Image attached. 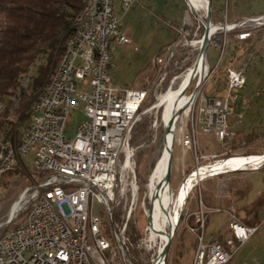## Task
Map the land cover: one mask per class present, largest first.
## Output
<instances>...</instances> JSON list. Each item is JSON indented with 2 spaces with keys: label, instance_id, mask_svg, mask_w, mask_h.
<instances>
[{
  "label": "built area",
  "instance_id": "built-area-1",
  "mask_svg": "<svg viewBox=\"0 0 264 264\" xmlns=\"http://www.w3.org/2000/svg\"><path fill=\"white\" fill-rule=\"evenodd\" d=\"M140 2L121 0V14L126 16ZM185 3V32L192 30L193 21L198 23L197 30L202 27L206 30L207 25L215 29L209 39V45L214 43L220 51L215 70L224 62L231 38L238 44H248L264 31V13L234 21H229L226 14L224 22L214 23L211 0H185ZM113 4L114 0H101L87 7L89 24L70 48L68 67L63 69L48 99L28 118L20 147H13L12 141L8 160L0 163V201L5 175L17 166L26 169L23 158L31 151L35 153L34 171L42 176L23 191L6 219L0 221V264H117L119 260L134 264L129 257L126 232L138 196L136 179L122 227L114 222V207L126 191L123 172L127 170L135 176L132 131L140 119L147 92L112 86L110 44L132 45ZM157 61L163 62L161 58ZM225 71L222 94L202 95L193 103L192 127L182 135L181 146L183 150L193 149L201 133L215 135L227 147L226 152L208 166H200V157L196 156V169L181 187L203 167L212 170L222 165L215 176L264 168V153L247 154L242 147L228 148L239 138L251 100H242L238 94L247 85L245 66L228 65ZM78 104L82 106L84 119L74 139H69L70 111ZM95 201L100 203L102 216L94 213ZM28 206L25 221L11 227ZM221 213L222 209H208L201 203L194 214L195 224L187 223L196 241L192 264H230L258 232V227H249L228 213V236L222 241H206L208 218ZM106 225L111 227L110 235ZM147 242L150 249L156 247L150 236ZM168 243L162 252L158 245V254L151 264H166L164 251Z\"/></svg>",
  "mask_w": 264,
  "mask_h": 264
},
{
  "label": "rangeland",
  "instance_id": "rangeland-1",
  "mask_svg": "<svg viewBox=\"0 0 264 264\" xmlns=\"http://www.w3.org/2000/svg\"><path fill=\"white\" fill-rule=\"evenodd\" d=\"M120 5L121 0H114L115 12L122 17L123 30L129 34L132 45L118 46L114 42L110 44L109 73L112 77V86L116 89L144 90L147 92V98L140 119L132 131L131 148L135 176L127 170L123 172L126 191L114 207V220H116L115 215L119 214L122 223L114 222L122 227L126 221L132 199L131 188L136 179L138 196L126 232L130 249L129 257L134 264H151L158 254V245L160 244L161 249L173 230L166 216L162 212L158 213L151 204L154 191L167 178L168 173L164 171L163 165L167 141V135L165 136L167 109L176 99L190 70L198 62L197 58L204 46L201 40L205 30L203 27L197 30L198 23L193 21V32L192 30L185 32L183 28L187 15L185 0H142L126 16L121 14ZM262 13H264V0H214L212 17L214 23H222L226 14L229 21H234ZM219 53L218 47L211 43L206 52L207 76L195 99L202 95L222 94V85L226 79L225 69L228 65L234 67L244 65L247 85L245 89L238 91V94L242 100H251V107L246 112L244 123L239 129V138L228 148L238 150L242 147L244 149L242 151H246L247 154H262L264 153V31L259 32L248 44H238L231 38L224 62L215 70ZM233 55L234 59H232ZM157 58H161L163 62L158 63ZM198 78L200 76L196 74L195 79ZM197 85V82L193 83L188 91L189 95L194 93ZM42 89L38 94H41ZM182 95L185 96V90ZM182 95L177 98L176 103L179 111L185 107ZM192 105L187 113H183V119L181 118L177 126L170 185L163 186L162 191L157 195L160 207L164 208L169 216L175 220L180 216V222L166 256V264H192L196 241L188 230L187 223L189 226L195 224L194 214L200 209L201 203L208 209L223 210V213L214 214L208 219L206 228V241L212 239L222 241L228 236L230 222L228 213L234 214L241 221L246 217L252 218L254 214H249V211L246 214L244 210H251L258 196L264 191V168L259 171L248 170L220 176H215L217 174L215 172L208 174L213 175L211 177L206 178L208 175H205L193 182L185 200L188 197L189 199L183 211L180 210L185 200L180 199L184 188L179 191L178 184L196 169V156L200 157V166H208L221 158L227 148L216 139L215 135L200 133L197 135L196 147L183 150L182 135L190 132L192 127ZM83 119L82 106L78 104L72 107L67 123L69 139H74ZM27 120L28 118L23 122L26 123ZM6 121L10 124L13 120L6 119ZM9 130H15V125ZM250 135L256 136L257 139L248 142L246 137ZM34 158L35 153L31 151L23 158L26 169L10 174L4 180L0 201V221L6 219L23 191L42 177L34 171ZM167 160L170 162L169 156ZM188 183L187 180L185 186ZM172 193L174 195L178 193L174 202ZM29 209L30 206L24 209L11 227L24 222ZM94 213L102 216L98 201L94 202ZM258 219L260 222L258 232L241 247L230 264H264V207L260 210ZM147 227L149 234L146 232ZM105 228L110 235V225H106ZM149 236L156 241V247L153 249L149 248L147 242ZM117 264L130 263L119 260Z\"/></svg>",
  "mask_w": 264,
  "mask_h": 264
},
{
  "label": "trees",
  "instance_id": "trees-1",
  "mask_svg": "<svg viewBox=\"0 0 264 264\" xmlns=\"http://www.w3.org/2000/svg\"><path fill=\"white\" fill-rule=\"evenodd\" d=\"M83 6V0H0V140L13 136L16 127L30 118L31 105L65 56L66 39ZM29 74L31 83L27 87L24 79ZM6 119H12L13 124ZM8 124L15 125V130H9ZM246 139L253 142L257 137L250 135ZM21 169L24 170L17 166L4 179ZM263 207L264 191L251 210H244L246 214L253 213L252 218L246 217L242 222L258 227ZM115 219L122 223L119 214Z\"/></svg>",
  "mask_w": 264,
  "mask_h": 264
},
{
  "label": "bare ground",
  "instance_id": "bare-ground-1",
  "mask_svg": "<svg viewBox=\"0 0 264 264\" xmlns=\"http://www.w3.org/2000/svg\"><path fill=\"white\" fill-rule=\"evenodd\" d=\"M93 1H101V0H83L84 6H83L82 10L80 11V13L76 16V18L73 22V25H72V31H71L70 35L68 36V38L66 39L65 56H64L61 64L59 65L57 71L54 73V75L50 79L49 83L46 84L44 89H42L43 91L41 92L38 100H34L35 102L31 105V109H30L31 116H30V118L32 117V113L37 109V107L40 105V103H43L44 100L48 99V97L50 96L51 90L59 83V79L63 75V69L68 67L69 57H70V48H72V44L75 42V39L79 38V36H82L86 31V26L89 24L87 7L89 5H91L93 3ZM209 29H210V33L212 36L215 29H214V27H210ZM201 41H203V40H201ZM203 44H204V42H203ZM201 51H202V49L200 50L199 56L197 58V60H198L197 64L193 67L192 70H190V74L188 75V77L186 78V80L182 84L180 90L178 91L176 99L168 106V109H167L168 114H167L166 122H165L166 130L170 129L171 122L174 121V118H176V119H175L173 127H171L172 130L169 131V133L167 134V141H166V146H165V150H164V160H163L164 171H166V172H168V169H169V162H168L167 158L169 156L171 159V155H172V152L174 150V144H175V138H176L175 135L177 132V126H178V123L180 122L181 118L183 117V114H182V116L177 117L178 113L181 111H184L183 113H185V112L187 113L189 107L192 105L194 100H196L195 99L196 96L193 97L192 95H189L188 91L190 90V88L194 82H197V84H198L200 81H204L206 76H207L206 57L204 55L203 56L201 55ZM196 74H199L200 78L195 79ZM30 76H31V74L26 76L24 79V83L27 87H28L29 82L31 83ZM193 77H194V80H192ZM184 90H185V96L182 95ZM181 95L183 96V98L185 100V107L182 108L181 111H179V109L176 107V103L178 102L177 98H179ZM15 106H13V107H15ZM15 123H17V122H15ZM27 123L28 122H26L25 124H27ZM25 124H21L18 127H16L17 131L13 136H10V134H9L10 137L9 136L8 137L3 136L1 138V140H0V163L6 162L8 160V156H9L10 151H11V142L12 141H13V147H20L21 142H22V132L24 131V125ZM17 125H18V123H17ZM1 135H3V134H1ZM222 167H223L222 165L221 166L219 165L217 167H214L212 170L210 169V167H203L202 169L197 170L198 171V172L196 171L197 173H194L193 175H191L188 178L189 183L185 186V184L187 182L186 181L185 184L182 187H180L179 191H181L182 188H184L183 193L180 196V199L185 200V198L188 194V191H189L191 185L193 184V182L197 181L198 179H200L201 177H203L205 175L215 173V172L220 173L219 171H221ZM211 176H213V175H208L206 178L211 177ZM167 185H169V184L166 182V179H165L162 182V184H160L157 187V189L154 191L153 199L151 201L152 207L155 208L158 213L162 212L166 216V218L169 220V222L172 226V229H173L171 231V234H170L168 240L166 241L165 245L167 244V242H169L171 239H173L175 232H176V229H177V226L180 222L179 221L180 216H177L176 220H175L174 218L169 216L163 210L164 208L160 207L159 196H157V195L162 191L163 186L166 187ZM179 191H178V193H179ZM178 193L176 195H174L172 193L173 202L176 200ZM188 199H189V197L180 206L181 211H183V208H184L186 202L188 201ZM164 246L160 249L159 252H162L164 250Z\"/></svg>",
  "mask_w": 264,
  "mask_h": 264
},
{
  "label": "water",
  "instance_id": "water-1",
  "mask_svg": "<svg viewBox=\"0 0 264 264\" xmlns=\"http://www.w3.org/2000/svg\"><path fill=\"white\" fill-rule=\"evenodd\" d=\"M210 14H211V5H210V7H209V14H208V18H207V21H208V22H209L210 19H211V15H210ZM210 36H211V33H210L209 25H207V29L205 30V33H204V36H203V39H202L203 42H204V46H203L202 51H201V55H202V56H203V55H204V56L206 55L207 49H208V47H209V39H210ZM203 82H204V81H200V82L198 83V85H197V87H196L194 93L192 94L193 97H194V96H197V95L199 94ZM183 112H184V111L179 112L177 117H180V116L183 114ZM175 119H176V118H174V121L171 122V124H170V129H168V130L165 131V136L169 133V131L172 130L171 127H173L174 122H175ZM172 156H173V155H171V159H170V162H169V169H168L167 178H166V182H167L168 184H170V180H171ZM150 214H151V213H150ZM150 220H151V217L149 216V223H150ZM171 241H172V240L169 241L168 245H167L166 248H165L164 256H167V254H168V252H169V250H170V247H171Z\"/></svg>",
  "mask_w": 264,
  "mask_h": 264
},
{
  "label": "crops",
  "instance_id": "crops-1",
  "mask_svg": "<svg viewBox=\"0 0 264 264\" xmlns=\"http://www.w3.org/2000/svg\"><path fill=\"white\" fill-rule=\"evenodd\" d=\"M142 1V0H141ZM212 1V9H214V0H211ZM134 8H136V6L134 7ZM183 25V24H182ZM179 185H180V183L178 184V187H179ZM212 240H214V239H212Z\"/></svg>",
  "mask_w": 264,
  "mask_h": 264
}]
</instances>
